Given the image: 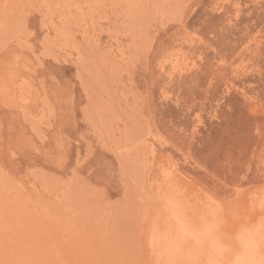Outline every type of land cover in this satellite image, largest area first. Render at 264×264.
<instances>
[{"label":"rangeland","instance_id":"rangeland-1","mask_svg":"<svg viewBox=\"0 0 264 264\" xmlns=\"http://www.w3.org/2000/svg\"><path fill=\"white\" fill-rule=\"evenodd\" d=\"M255 230L264 0H0V264H261Z\"/></svg>","mask_w":264,"mask_h":264},{"label":"bare ground","instance_id":"bare-ground-1","mask_svg":"<svg viewBox=\"0 0 264 264\" xmlns=\"http://www.w3.org/2000/svg\"><path fill=\"white\" fill-rule=\"evenodd\" d=\"M41 187H42V186H41ZM106 203H107V202H106ZM172 203H173V202H172ZM172 203H171V204H172ZM174 203H175V202H174ZM222 205H223V204H222ZM173 207H175V205H174ZM173 207H172V208H173ZM104 209H105V208H104ZM120 210H121V209H120ZM112 211H113V210H112ZM1 215H2V214H1ZM78 215H79V214H78ZM106 215H107V214H106ZM175 215H177V213H176ZM123 217H124V216H123ZM49 219H50V218H49ZM203 221H204V220H203ZM192 222H193V221H192ZM192 222H191V224H192ZM215 222H216V221H215ZM196 223H197V222H196ZM31 224H32V223H31ZM67 224H68V223H67ZM72 224H73V223H72ZM191 224H190V222H189L188 225L191 227ZM193 224H194V222H193ZM202 224H203V223H202ZM104 225H106V224H104ZM217 225H218V224H217ZM231 225H232V224H231ZM172 226H173V225H172ZM192 226H193V228H195V229H198V227H199V226H198V227L196 226V227H197V228H196L194 225H192ZM206 226H207V225H206ZM105 227H106V226H105ZM176 227H177V226H176ZM190 227H189V228H190ZM200 227H201V226H200ZM47 228H48V227H47ZM201 228H202V227H201ZM204 228H205V226L203 227V229H204ZM223 228H224V227H223ZM255 228H256V227H255ZM171 229H172V228H171ZM186 229H187V228H186ZM253 229H254V228H253ZM260 230H263V229H260ZM260 230H259V232H258V230H257V231H256V230H255V231H252L250 234H248V232H244V233H242V234H240V233L238 232V234H240V236L243 237V238L241 239L242 243H243V241L245 242V247H243L244 244H243V246L240 245V247H241L242 249L244 248L245 251L252 250L255 254H256V253H259V250H260V252H262V255H263V251H262V249H261V247H262V242L260 243V241L263 240L262 238H263L264 236H262V234H261L262 231H260ZM7 231H8V230H7ZM105 231H106V230H105ZM172 231H173V230H172ZM175 231H176V230H175ZM184 231H185V230H184ZM200 231H201V230H200ZM206 231H207V230H206ZM208 231H209V230H208ZM216 231H217V230H216ZM216 231H215V232H216ZM112 232H113V231H112ZM164 232H165V231H164ZM211 232L213 233L212 230H211ZM77 233H78V232H77ZM171 233H172V232L170 231L169 234H171ZM173 233H174V232H173ZM181 233H182V231H181ZM183 233H185V232H183ZM186 233H187V232H186ZM195 233H196V236H194V237H197V239L199 240V241H198V244H199V243H204V242H205V245H208V244H209V243L206 244V243H207V242H206V239H207L208 237L206 238V236H203V235H204V231H203V233H200V232H191V234H195ZM208 233L210 234V232H208ZM188 234H190V233H188ZM188 234H187V235L185 234L184 236L181 235L183 241L185 240V238H188ZM202 234H203V235H202ZM206 234H207V233H206ZM213 234L216 235V237H218L216 233H213ZM232 234H233V233H232ZM238 234H237V235H238ZM246 234H247V236L244 237V235H246ZM109 235H110V234H109ZM135 235H136V234H135ZM214 235H213V236H214ZM218 235H219V234H218ZM168 236H169V235H168ZM177 236H178V235H177ZM211 236H212V235H211ZM211 236H210V237H211ZM213 236H212V237H213ZM229 236H231V235H229ZM89 237H90V236H89ZM122 237H123V236H122ZM127 237H128V236H127ZM171 237H172V235H171ZM216 237H215V238H216ZM174 238H175V237H174ZM237 238H239V236H237ZM64 239H65V238H64ZM116 239H117V238H116ZM127 239H128V238H127ZM191 239H192V241H193L194 238H191ZM232 239H233V238H232ZM261 239H262V240H261ZM128 240H129V239H128ZM195 240H196V239H195ZM212 240H214V239L212 238ZM219 240H220V239H219ZM221 240H222V239H221ZM236 240H237V239H236ZM84 241H85V240H84ZM134 241H135V240H134ZM175 241H176V240H175ZM196 241H197V240H196ZM207 241H208V240H207ZM214 241H215V240H214ZM214 241H212V242L215 243ZM222 241H223V240H222ZM162 242H163V241H162ZM171 242H172V241H171ZM180 242H181V241H180ZM216 242H219V243H220V241H216ZM67 243H68V242H67ZM81 243H82V242H81ZM81 243H79V244H81ZM160 243H161V242H160ZM193 244H194V243H193ZM216 244H217V243H216ZM220 244L223 245L222 247H225L224 245H228V244H230V243L227 244V242L225 241V242H222V243H220ZM235 244H236V243H235ZM235 244L232 243L231 245H235ZM239 244H240V243H239ZM62 245H64V244H62ZM109 245H110V244H109ZM212 245H213V244H212ZM168 246H169V245H168ZM186 246H187V244H186ZM201 246H202V244H201ZM208 246H210V245H208ZM216 246H217V245H216ZM229 246H230V245H229ZM93 247H94V246H93ZM206 247H207V246H206ZM220 247H221V246H220ZM130 248H131V247H130ZM140 248H141V247H140ZM165 248H166V247H165ZM182 248H184V247H182ZM207 248H208V247H207ZM214 248H215V247H214ZM234 248H235V247H234ZM62 249H63V248H62ZM102 249H103V248H102ZM163 249H164V248H163ZM188 249H189V248H188ZM208 249H209V248H208ZM237 249H238V248H237ZM237 249H236V251H237ZM170 250H171V249H170ZM224 250H226V249H224ZM231 250H232V249H231ZM240 250H241V249H240ZM107 251H108V250H107ZM141 251H142V250H141ZM191 251H192V250H191ZM203 251H205V250H203ZM209 251H210V250H209ZM209 251H208V252H209ZM211 251H212V250H211ZM236 251H235V252H236ZM252 251H251V252H252ZM98 252H99V251H98ZM128 252H129V251H128ZM192 252H193V251H192ZM208 252H207V253H208ZM215 252H216V251H215ZM104 253H105V251H104ZM124 253H125V252H124ZM193 253H194V252H193ZM204 253H205V252H204ZM207 253H206V255H208ZM213 253H214V252H213ZM233 253H234V252H233ZM238 253H240V252L238 251ZM246 253H248V252H246ZM197 254H199V253H197ZM200 254H201V253H200ZM218 254H219V253H218ZM218 254H217V256H218ZM224 254H225V253H224ZM224 254H222V256H223ZM241 254H242V253H240V255H241ZM128 255H130V254H128ZM193 255H194V254H193ZM213 255H214V254H213ZM213 255L211 256V258L216 256V255H215V256H213ZM219 255L221 256V254H219ZM243 255H244V254H243ZM258 255H261V254H258ZM164 256H165V255H164ZM220 256H219V257H220ZM228 256H229V255H228ZM263 256H264V255H263ZM166 257H167V256H166ZM225 257H226V256H225ZM242 257H243V256H242ZM252 257H253V256H251V258H252ZM257 257H258V256H257ZM259 257H260V259L262 258V256H259ZM201 258H203V257L201 256ZM215 258H216V257H215ZM237 258H239V257L237 256ZM237 258H235V259H237ZM248 258H249V257H248ZM253 258H254V257H253ZM209 259H210V258H209ZM225 259H226V258H225ZM244 259H245V258H244ZM255 259H258V258H255ZM260 259H258L259 261H258V260H257V261H258V262H261V264L264 263V260H263V261H262V260L260 261ZM263 259H264V257H263ZM123 260H124V259H123ZM199 260H200V259H199ZM207 260H208V259H207ZM207 260H206V261H207ZM216 260H219V261H220V258H219V259H216ZM230 260H231V259H230ZM230 260H227V261H230ZM237 260H238V259H237ZM247 260L249 261V259H247ZM247 260H246V261H247ZM253 260H254V259H253ZM189 261H190V260H189ZM193 261H194V260H193ZM195 261H197V260H195ZM203 261L205 262V260H203ZM208 261H209V260H208ZM211 261H212V260H211ZM219 261H218V262H219ZM242 261H243V260H242ZM257 261H256V262H257ZM184 262H185V261H184ZM238 262H240V261H238ZM252 262H253V261H252ZM254 262H255V261H254ZM258 262H257V263H258ZM92 263H93V262H92ZM198 263H199V262H198ZM198 263H197V264H198ZM205 263H207V262H205ZM208 263H209V262H208ZM212 263H214V262H212ZM244 263H246V262L244 261ZM244 263H243V264H244ZM180 264H181V263H180ZM188 264H189V263H188ZM194 264H195V263H194ZM199 264H200V263H199ZM218 264H219V263H218ZM254 264H255V263H254Z\"/></svg>","mask_w":264,"mask_h":264}]
</instances>
